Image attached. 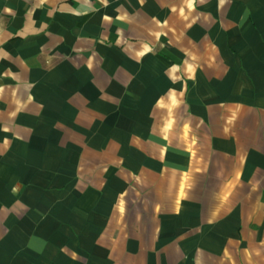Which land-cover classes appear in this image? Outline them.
<instances>
[{"label": "crops", "instance_id": "crops-1", "mask_svg": "<svg viewBox=\"0 0 264 264\" xmlns=\"http://www.w3.org/2000/svg\"><path fill=\"white\" fill-rule=\"evenodd\" d=\"M0 264H264V0H0Z\"/></svg>", "mask_w": 264, "mask_h": 264}]
</instances>
